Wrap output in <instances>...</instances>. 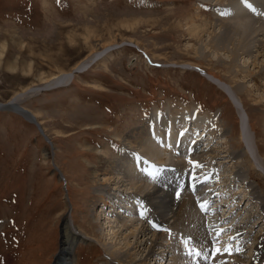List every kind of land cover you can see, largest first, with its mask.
Listing matches in <instances>:
<instances>
[{"label": "rangeland", "instance_id": "374dc122", "mask_svg": "<svg viewBox=\"0 0 264 264\" xmlns=\"http://www.w3.org/2000/svg\"><path fill=\"white\" fill-rule=\"evenodd\" d=\"M257 1L241 0L239 4L251 9L247 10L249 13L256 11ZM226 3L213 5L202 0H0V50L4 47L0 56V104L12 99L16 93L40 87L52 77L50 75L71 72L86 57L112 45L86 72L75 76L73 73L74 79L69 86L51 91L41 88L34 93L38 96L34 95L22 104L37 116L47 142L41 136L40 128L16 114L0 112V264H54L61 250L62 221L68 213L75 226L91 238V243L77 242L73 246L75 264H109L99 242L105 241L103 217L97 218L101 215L98 210L101 203H97L98 197L94 196V191L103 182L94 178L93 170L102 161L101 153H109V158L117 157L120 151L122 154L126 143L121 144L116 137L125 138L130 131L142 129L145 120L153 119L147 127L159 126L162 137L170 127L168 121L176 122V128L186 134L182 142L181 138L176 141V136L170 134L177 150L179 146H187L188 133L194 132L195 128L193 118L203 123L207 116H216L218 121H223L220 138H216L218 141L209 140L200 128L196 133L201 141L199 149L196 146L194 150L189 143L192 149L188 146L187 150L176 152L180 159L168 155L161 157L165 194L170 195L169 187L178 188L182 194L177 197L184 194L192 208V212L188 209V215L184 214L179 220L196 219L200 216V205L211 197L208 204L212 206L211 200H216L212 195H218L220 190L225 194L218 198L227 195L226 202L232 206L234 202L229 194L239 188L237 199L245 202L244 206L247 204V197L241 194L247 181L244 184L234 178L230 165L219 163L223 162L219 158L228 153H238L236 161L240 170H244L245 177L250 173L251 179L247 177V180L264 192L263 164L253 146L256 141L261 155L264 154V49L259 46H256L258 51L254 49L259 61L256 66H263L261 69L247 65L251 71L262 70L263 77H251L242 73L241 64L237 72L229 68V56L235 53L232 46L226 47L225 51H208L206 59L198 58L196 49L200 43L188 35L189 24L202 21L207 25L202 36L205 42L216 34L229 32V27L219 30L215 26L216 9L221 14L230 12V5ZM218 81L229 87L243 85L245 90L239 96L243 105H238L243 108L244 124L232 96L227 90L223 93L218 89ZM242 125L252 142V157L247 151L246 155L252 163H260V169L254 163V171L249 170L245 158L240 155L244 152L238 134ZM207 143L208 149L213 150V147L222 152L217 155L219 160L206 157L204 164L190 160V155L193 156L195 151L201 153L200 147ZM45 152L51 157L44 162L42 154ZM132 152L140 158L138 150ZM137 157L135 161H138ZM147 170L151 172L149 168ZM207 182L210 183L208 189L214 193L209 196L202 193ZM218 182L221 185L219 191L216 190ZM250 203L252 201L248 205ZM206 217L202 222H207ZM195 226L190 223L189 230L178 229L181 233L166 226L160 232L170 236V244L176 250L182 248L184 238L193 237L189 231H195ZM255 244L251 238L245 247V258H250ZM174 250H170L171 256L177 255ZM181 253V259H184V252ZM153 262L150 260L148 264Z\"/></svg>", "mask_w": 264, "mask_h": 264}, {"label": "bare ground", "instance_id": "6f19581e", "mask_svg": "<svg viewBox=\"0 0 264 264\" xmlns=\"http://www.w3.org/2000/svg\"><path fill=\"white\" fill-rule=\"evenodd\" d=\"M202 1L213 3V5H222L223 3L227 2L226 4L230 5L229 7L231 9H229L230 12L228 13L226 12L221 14L220 10L216 9V12L218 11L216 13L218 18H216L217 23L215 25L219 30L229 27L228 31H230L226 34H216L211 40H207L205 42L202 36L205 35L203 32L207 25L203 21L200 22V24H189L188 35L200 43L196 49L197 57L206 59V53H208V51H225L226 47L232 46L235 49V53L232 52V55L229 56V68L231 67V70L237 72V70L240 69L241 64V70L244 75L246 74L251 77L262 76V70L255 72L254 69H252V71L249 70V67H256L255 69H261L263 67H258L256 65L259 64L257 47L259 46L262 50L264 49V0L263 2L258 0V6L255 8L256 11L249 13L247 10L251 9L242 7L239 4L241 0ZM234 37H236V39H234ZM110 46L104 47L100 53L86 57V59L76 65L71 72H58L56 76L50 75L52 77H50L49 80L46 79V81L43 82V85H40V87L34 89L29 88L26 91L16 93L12 99L0 104V112L5 111L14 115L16 114L24 119V121L27 123L36 126V128H40L42 131L40 134L47 142V137L44 134V130L39 121H37V116L33 112H29L23 108L22 104L29 100V98H32V96H38L34 93L38 92L41 88L44 91H51L60 87L69 86L76 74L86 72L90 66L99 61L100 57L103 56L102 54L104 53L105 49ZM3 49L4 47H2L0 50V56H2ZM254 49L257 51H254ZM248 64H250V66H247ZM204 74L209 76L206 73ZM218 83L220 84L221 81H218ZM219 84L218 89L220 91L225 93L224 91L227 90L229 95L232 96L234 100L233 102L238 106V116L241 119L242 124H244L243 118L241 116L243 108H240V105H243V101H241V97H239L245 90L243 85L239 84L229 87L226 84H220V86ZM238 103L241 104L238 105ZM151 120L152 121L145 120V125L144 127L142 126V129L137 130L136 128L137 131H130L131 133L129 135L124 136L125 138L117 136L116 138H118V142L121 144L126 143L122 150V154H120V151V155L118 154L119 156L117 155L115 158H109L107 157L109 153H101L102 161H100L99 165L95 166L96 168L93 170L94 178H100V181L103 182V184L94 191V196L98 197L96 202L101 203V215L98 214L97 218L102 216L104 220L103 226L105 228V241L99 242L102 245L105 259H108L109 264H148L150 260L154 261V264H193L191 260L196 255L181 259V250H174L175 248L172 246V244H170V236H165V234L161 233L160 230H165L166 226L169 229L171 226L170 228L174 231H178V229L185 231L190 226V223H194V226L197 225L194 227L196 230L193 232L189 231V233H191V236H193L195 239L189 241L188 245L192 249L191 251L193 253L198 251L200 253L199 257L197 258V264H231V262L232 264H241L246 262V264H264V192L259 191L257 187L253 186L254 184L250 182L249 179H251V177L250 175L248 176L250 173H247V177H249L247 180L244 170H240L239 163L236 161V158L238 157L236 154L238 153H228V156L219 158L223 159V162L219 163L223 165H230V172L234 178L242 180L244 184L247 181V186L245 185V191H241V194L246 196L248 200L245 206V202L237 199L239 196L238 192L236 193V190L239 188L235 187V191H232L233 193L229 194L233 199L232 201L234 202L232 203V206L229 205L230 202H226L228 197L227 195L223 197V199H221L222 197L218 198V195L222 196L225 194L222 192V190H220V194L218 193V195H212V197L216 199L211 200L212 206H210L211 204H208V200H210L211 197H208L207 201L202 204L203 207H201V205L200 207L198 206L200 216H196V219H192V216H190L192 220H179L184 214L188 213V209L191 211V205L189 206V202L187 203L184 199V194L183 196L181 195L180 197H177L182 193L179 194V192L174 191V196L177 198V202H175L174 196L172 195L173 192L171 191L172 189H170L171 195L165 194L163 189L166 180L164 178L161 157L168 155L172 156L173 158H179V155H176V152L179 150H187V148L190 147L189 143H192L194 150L196 146L199 149L198 146L201 141L199 140V135H196V133L200 131V128H202V131L200 132L202 133L204 131V135H207L209 140L215 139L218 141L220 138L219 133L223 126V121L222 123L218 121L216 116L214 118H208L207 116L205 122L203 123H201L202 120L199 121L193 118L195 127L193 129L194 132L190 131L189 129V142L187 143V146H179V150H177L174 144L175 140L172 139L173 135L171 136L170 134H174L173 137L176 136V141L178 140V137L181 138L180 142H182V139H186V134H181L182 129L176 128V122L168 121L170 123V127L167 130V133L165 132V137H162L163 133H161L160 128H158L159 126H154L155 128L153 129H151L152 127L148 128L149 124L153 122V119ZM243 126L245 125H242V128L239 127L238 130L239 140L244 143V145L246 144V148H249L250 151L252 142L250 137L245 134L246 132L244 131ZM208 129L211 130L209 131ZM49 143H51V141H49ZM208 144L209 143L204 144V146L200 145V150H202L201 153L195 151L193 156L192 154L190 155V160H192L194 163L199 161L200 164L205 163L204 160H207L205 159L206 157H208L209 160L212 159V161L219 160L217 155L222 152H220L219 149L213 147V150L208 149ZM254 145L263 165L261 166L260 163L257 164L256 161H254V163H256V166H261L264 169V154L261 155L262 152L256 141L254 142L253 146ZM133 150H138L140 155H137L140 157L139 159L141 163H139V159L135 155L136 153L132 152ZM243 150L244 152H241L240 155L245 158V163H247L248 169L254 171V163H252L250 158H248L246 155V151L248 152V150L244 147ZM42 155L44 162L51 157V154L47 152ZM134 155L137 157L138 161H135L136 157ZM134 162L138 163L135 164ZM144 162L146 164L151 163L152 167H149L148 165L146 166ZM178 163L182 164V162ZM147 168H149L151 172H149ZM198 180L201 179L198 177ZM209 185L210 183L207 182L203 187L202 183H200L199 188L203 187L202 193L204 195L206 194L209 196L214 194L210 189H208ZM220 187L221 185H219L216 190H218V188L220 189ZM121 188L122 190H120ZM181 190L183 189H180V191ZM244 200L245 199H243V201ZM249 201H252V203L248 205ZM216 202L219 204L216 205ZM251 204L254 206H251ZM256 206L258 207L257 209ZM226 208H228L230 212H228ZM239 211L241 212L239 213ZM68 214L69 217H65L62 221L61 250L58 253V257L55 259L54 264H75V255L72 253L73 246L77 242H82V244L86 242L91 243V238L87 236V232L81 230L78 226H75L71 219V214ZM204 216H207L206 223L202 222ZM235 218L236 221H234ZM237 219H239L240 222L237 221ZM231 221H234L235 223L231 225ZM186 223L187 225H185ZM152 224H155L158 227L153 228ZM256 229L258 230L257 232ZM198 230H200L201 233ZM251 238L256 244L253 248L254 250L252 252V256L247 259L245 256H243L245 253L244 248L250 242ZM184 239L186 240L187 238ZM238 244L245 245L244 247H239ZM183 246L187 247L185 244ZM170 250H174L173 252L177 253L178 256L175 254H173L174 256H171ZM161 254H163V257H161ZM226 260H229V263L226 262Z\"/></svg>", "mask_w": 264, "mask_h": 264}, {"label": "snow or ice", "instance_id": "6c2138e0", "mask_svg": "<svg viewBox=\"0 0 264 264\" xmlns=\"http://www.w3.org/2000/svg\"><path fill=\"white\" fill-rule=\"evenodd\" d=\"M193 179H195V177L193 178ZM201 207H203V205H201ZM152 227L153 228H157L158 226L157 225H155V224H152ZM191 239V237H189L188 239H186L185 241H184V243H185V245H187L188 243H189V240ZM239 250V249H238ZM197 255L199 254V253H196ZM190 255H191V253H190Z\"/></svg>", "mask_w": 264, "mask_h": 264}, {"label": "water", "instance_id": "95a60500", "mask_svg": "<svg viewBox=\"0 0 264 264\" xmlns=\"http://www.w3.org/2000/svg\"><path fill=\"white\" fill-rule=\"evenodd\" d=\"M21 111V110H20ZM40 130V129H39ZM40 133H42V131L40 130ZM55 171H58L57 169H54ZM59 177H61V174H58Z\"/></svg>", "mask_w": 264, "mask_h": 264}]
</instances>
